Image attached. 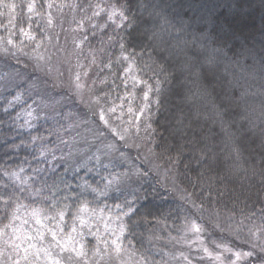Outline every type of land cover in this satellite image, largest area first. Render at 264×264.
I'll use <instances>...</instances> for the list:
<instances>
[{"label": "trees", "instance_id": "1", "mask_svg": "<svg viewBox=\"0 0 264 264\" xmlns=\"http://www.w3.org/2000/svg\"><path fill=\"white\" fill-rule=\"evenodd\" d=\"M30 1L31 9L0 0L12 11L14 45L23 36L36 42L29 50L42 44L46 10L65 8L100 99L137 113L148 97L149 149L168 176L165 184L154 174L139 178L124 220L125 243L138 256L149 259L157 236L159 247L184 225L264 234V0ZM31 105L21 88L0 91V247L17 212L71 215L96 188L83 172L48 163L66 118L29 125ZM179 126L182 136L173 133Z\"/></svg>", "mask_w": 264, "mask_h": 264}, {"label": "rangeland", "instance_id": "2", "mask_svg": "<svg viewBox=\"0 0 264 264\" xmlns=\"http://www.w3.org/2000/svg\"><path fill=\"white\" fill-rule=\"evenodd\" d=\"M11 14L0 5V32L5 33L0 35V91H24L32 103L25 115L29 125L64 114V130L48 163L70 175L83 172L96 188L91 189V202L71 215L67 210L17 212L1 242L0 264H240L264 257V234L259 231L208 230L193 224L162 235L159 247L157 236L149 259L138 256L125 243L124 220L137 202L139 178L154 174L165 184L168 176L149 149L148 97L137 113L100 99L92 70L80 65L78 37L69 28L72 16L65 8L46 10L43 43L31 50L27 47L36 42L27 36L13 44ZM179 128L173 133L182 136L184 128ZM60 129L57 125L56 131ZM226 240L239 249H229Z\"/></svg>", "mask_w": 264, "mask_h": 264}, {"label": "snow or ice", "instance_id": "3", "mask_svg": "<svg viewBox=\"0 0 264 264\" xmlns=\"http://www.w3.org/2000/svg\"><path fill=\"white\" fill-rule=\"evenodd\" d=\"M29 8L31 9L32 5H29ZM129 214H131V210L128 213H126V215H129ZM121 231H123V228H121Z\"/></svg>", "mask_w": 264, "mask_h": 264}, {"label": "clouds", "instance_id": "4", "mask_svg": "<svg viewBox=\"0 0 264 264\" xmlns=\"http://www.w3.org/2000/svg\"><path fill=\"white\" fill-rule=\"evenodd\" d=\"M257 94L260 95L261 97H264V92H259ZM245 102H247V101H245Z\"/></svg>", "mask_w": 264, "mask_h": 264}]
</instances>
